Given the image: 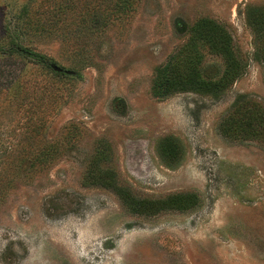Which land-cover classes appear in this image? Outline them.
Wrapping results in <instances>:
<instances>
[{
    "label": "rangeland",
    "instance_id": "374dc122",
    "mask_svg": "<svg viewBox=\"0 0 264 264\" xmlns=\"http://www.w3.org/2000/svg\"><path fill=\"white\" fill-rule=\"evenodd\" d=\"M11 15L63 71L0 52V264H264V136L222 130L264 108V0H0V46ZM168 62L213 89L155 95Z\"/></svg>",
    "mask_w": 264,
    "mask_h": 264
},
{
    "label": "trees",
    "instance_id": "16d2710c",
    "mask_svg": "<svg viewBox=\"0 0 264 264\" xmlns=\"http://www.w3.org/2000/svg\"><path fill=\"white\" fill-rule=\"evenodd\" d=\"M57 11H66L68 4H61L57 7ZM47 10V9H46ZM49 10V9H48ZM40 12H43L44 9L42 6L39 9ZM205 22L201 21L195 30V35L199 37L198 39L206 40L211 49L214 51H219L224 54L225 61L228 62L230 58V45L229 39L223 34L221 29L216 25H211L210 28L203 30V24ZM206 24V23H205ZM43 25L41 18L36 19L30 24L23 25L19 21V17L11 15V17L6 22V33L5 40L3 45L0 46V52L4 55L13 56L15 54L25 58L28 61L41 62L45 64L49 69L54 70L56 75L62 74L54 69L57 66V61L53 58H47L44 55L34 52L29 47H26L22 44V35L25 34L24 29H40ZM199 27V29H198ZM195 70V67L193 68ZM20 72L13 70L6 71V69L0 68V102L3 103L6 101V106L9 107L15 104L18 106L19 95L14 94V91H17L21 87V77L24 72L22 68L19 69ZM17 73V75H15ZM232 71L226 69L224 76H230ZM199 72L196 74L195 78L192 75L184 76L182 73H176L170 67V62L161 67L157 73L156 80L154 82V92L155 95L161 96L162 94H169L172 91L188 90L193 89L196 91H202L203 89H213L211 85L208 84H199ZM3 78V81L1 80ZM188 79L189 81H187ZM196 80V81H195ZM193 82V83H192ZM245 99V98H241ZM15 100V101H14ZM17 100V101H16ZM250 100L239 102L235 105L234 114L224 120L222 125V130L224 134L229 137L238 138L244 134L249 138H259L262 139L264 136V108L257 106L251 107ZM45 119H40L37 122V125L34 126L35 133H38L40 130H43L45 127ZM17 130L15 129V132ZM5 152L2 157H6L8 164H13L19 162V156L14 157L16 150L11 151L2 150ZM7 152V153H6Z\"/></svg>",
    "mask_w": 264,
    "mask_h": 264
},
{
    "label": "water",
    "instance_id": "95a60500",
    "mask_svg": "<svg viewBox=\"0 0 264 264\" xmlns=\"http://www.w3.org/2000/svg\"><path fill=\"white\" fill-rule=\"evenodd\" d=\"M54 69H55L56 71H58V72L63 71V70H62L60 67H58V66H55Z\"/></svg>",
    "mask_w": 264,
    "mask_h": 264
}]
</instances>
